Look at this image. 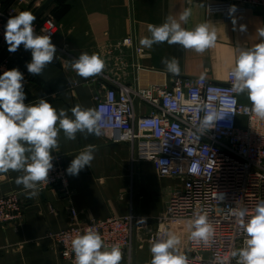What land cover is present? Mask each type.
<instances>
[{
	"label": "crops",
	"instance_id": "obj_1",
	"mask_svg": "<svg viewBox=\"0 0 264 264\" xmlns=\"http://www.w3.org/2000/svg\"><path fill=\"white\" fill-rule=\"evenodd\" d=\"M226 1L30 0L20 4L16 0H0L3 9L15 4L18 12H32L36 23L52 21L56 26L53 41L59 48L43 73L32 76L26 68L31 52L21 45L6 56L7 66H1L0 74L19 69L25 76L26 103L44 98L57 111L67 110L69 117L76 105L97 110V98L106 93L97 75L83 78L73 69L72 63L82 53L98 55L105 64L102 72L141 88L172 86L178 76L225 82L239 51L264 41L259 34L264 30V8L230 13ZM185 9H191V16L187 22L179 21ZM169 17L188 30L207 23L209 30L216 32L215 45L203 52L167 42L153 44L151 48L142 46L140 40L151 36L149 25H161ZM127 37L135 39L134 46L122 45ZM173 58L178 62V74L166 67L165 61ZM240 98L251 104L247 92L241 93ZM136 106L141 113L150 109L139 99ZM239 123L245 126L246 118L241 117ZM88 145L95 146L94 159L77 176L68 175V196L54 189L31 196L29 190L15 182L22 172L0 174V196L18 192L25 208L20 223L0 227V264H73L60 259L52 236L70 226L72 208L81 221L135 212L150 217V226L154 228L156 218L166 212L171 196L183 186L182 178L162 176L154 162L134 161L131 144L112 142L102 132L99 136L77 132L75 140H68L60 130L58 149L52 150V156H64L67 168ZM175 235L180 239L178 248L185 249L187 228ZM149 249L150 244L139 239L131 264H150ZM121 264H129L124 254Z\"/></svg>",
	"mask_w": 264,
	"mask_h": 264
},
{
	"label": "built area",
	"instance_id": "obj_2",
	"mask_svg": "<svg viewBox=\"0 0 264 264\" xmlns=\"http://www.w3.org/2000/svg\"><path fill=\"white\" fill-rule=\"evenodd\" d=\"M16 1L26 4L30 0ZM226 5H235V11L264 8V0H227ZM18 13L15 4L7 9L0 6V52L7 45L5 24ZM34 26L37 35L50 34L59 50L53 41L56 26L52 21L34 22ZM134 42L133 37H127L122 45L134 46ZM0 65L6 68V58ZM231 72L225 82L178 76L172 86L153 89L127 84L104 72L97 74L96 79L106 89L97 98V110L102 112L101 132L112 142H128L134 161L154 162L162 176L182 178L183 186L171 196L154 228L150 217L135 212L81 221L72 208L70 226L52 234L60 259L74 264L72 239L92 230L101 235L106 246L119 245L131 264L139 239L151 244L166 239L169 232L177 234L187 228V246L179 251L188 264H236L232 253L242 246L243 235L233 211L251 210L264 199V118L251 111V104L241 101V93L233 89ZM136 99L147 103L149 111L139 112ZM213 113L223 119L201 127L204 117ZM241 117L247 120L245 126L239 123ZM52 163L49 183L41 184L39 192L54 189L68 196L64 156H53ZM193 165L197 166L196 173L191 171ZM24 212L18 192L0 196V227L20 223ZM195 212L206 214L215 229L208 245H197L189 239L188 221ZM141 217L146 222H141Z\"/></svg>",
	"mask_w": 264,
	"mask_h": 264
},
{
	"label": "clouds",
	"instance_id": "obj_3",
	"mask_svg": "<svg viewBox=\"0 0 264 264\" xmlns=\"http://www.w3.org/2000/svg\"><path fill=\"white\" fill-rule=\"evenodd\" d=\"M234 11L235 5L230 7V13ZM190 16L191 9H185L179 21L187 22ZM36 19L32 12L21 11L8 18L4 31L10 53H15L21 45L31 52V60L26 63V68L32 76L41 75L44 68L52 63L57 51L50 34H36ZM148 31L151 36L140 40V44L147 48L167 42L203 52L214 46L217 40L216 32L210 31L207 23L188 30L171 17L161 25H149ZM259 34L264 37V30H260ZM165 63L168 71L179 73L175 58ZM72 67L80 77L89 78L100 74L105 64L96 54L82 53L72 63ZM231 75L234 91L237 94L247 92L251 111L264 118V41L239 51ZM24 82L25 76L17 68L0 74V174L22 172L16 178V184L23 185L31 196H36L39 186L49 183V172L53 168L52 150L58 149L60 130L68 140H75L77 132L99 136L102 112L76 105L70 110L72 116L69 117L67 110L57 111L44 98L36 103H26ZM216 119L223 117H217L214 113L206 115L201 127H208ZM94 149V145H88L73 158L66 169L67 174L77 176L86 166L89 167L94 159ZM191 171L196 173L197 166L193 165ZM233 215L243 235L242 246L232 253L236 264H264V199L258 201L251 210L235 209ZM140 221L146 222V218L141 217ZM188 228L189 239L197 245L201 242L208 245L215 231L207 215L201 212L193 214V218L188 221ZM166 236V239L151 242L150 264H188L187 257L178 248L180 239L171 232ZM71 249L74 264H121L123 256L119 245L106 246L101 235L92 230L74 237Z\"/></svg>",
	"mask_w": 264,
	"mask_h": 264
},
{
	"label": "rangeland",
	"instance_id": "obj_4",
	"mask_svg": "<svg viewBox=\"0 0 264 264\" xmlns=\"http://www.w3.org/2000/svg\"><path fill=\"white\" fill-rule=\"evenodd\" d=\"M5 47L7 48V46H5ZM5 47H3V48L1 49L0 54L3 52V50L6 49ZM6 50H7V49H6ZM9 53H10V52L7 50L6 53H5V56H4L3 58H6V60H7V57H6V56L9 55ZM0 64H1V61H0ZM1 68H2V67H1V65H0V69H1Z\"/></svg>",
	"mask_w": 264,
	"mask_h": 264
},
{
	"label": "water",
	"instance_id": "obj_5",
	"mask_svg": "<svg viewBox=\"0 0 264 264\" xmlns=\"http://www.w3.org/2000/svg\"><path fill=\"white\" fill-rule=\"evenodd\" d=\"M6 48V47H5ZM6 49H8V45H7V48ZM3 50V52L0 54V61L3 59V57L5 56V53H6V51L7 50Z\"/></svg>",
	"mask_w": 264,
	"mask_h": 264
}]
</instances>
